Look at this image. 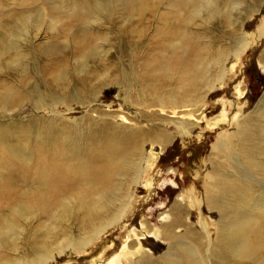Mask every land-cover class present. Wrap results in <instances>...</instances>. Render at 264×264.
<instances>
[{"label":"rangeland","instance_id":"rangeland-1","mask_svg":"<svg viewBox=\"0 0 264 264\" xmlns=\"http://www.w3.org/2000/svg\"><path fill=\"white\" fill-rule=\"evenodd\" d=\"M187 78L210 120L226 103L228 118L257 122L248 201L264 210V0H0V98L15 91L0 103V231H20L0 264L99 232L86 252L51 264H193L168 236L191 243L185 233L203 231L202 219L217 236L249 205L232 203L224 220L195 203L218 158L219 129L206 119L167 145L135 133L164 121L172 129V95ZM141 147L155 155L145 173ZM65 206L72 217L59 216ZM253 241L264 259V239Z\"/></svg>","mask_w":264,"mask_h":264},{"label":"bare ground","instance_id":"bare-ground-1","mask_svg":"<svg viewBox=\"0 0 264 264\" xmlns=\"http://www.w3.org/2000/svg\"><path fill=\"white\" fill-rule=\"evenodd\" d=\"M201 1L203 6L206 4H211L212 6L216 0ZM193 86L194 81L187 78L185 80L184 92H182L180 96L172 95L171 107L172 110H174L173 112L178 114V117L171 120V130L167 129L164 121V123L161 122L156 128L152 127L149 131H136L135 133L142 136V132L144 134V137L142 136L144 142H146V139L149 137L150 143L157 140L160 141L161 144L167 145L173 142L179 135L188 140L197 130L202 129V123L199 120L206 119L210 131L215 130L214 132H217L219 129L216 134L217 137L213 149L214 155L218 158L216 159V157H214V159L210 161V169L205 174L206 180L202 189L203 196L196 198L195 203L197 205H205L209 209L218 211L221 213L222 219L224 220L226 218L224 214L227 213L232 203L248 204L249 206L246 210L238 213L239 216L231 218L232 224L226 227H224L226 225L224 223V225L220 224V226H216L217 236L212 235L207 223L202 219L201 226L203 231L194 232L191 230L185 233V237H187L191 243L176 241V237L173 234L168 237L175 242L179 248L183 249V252L188 255L193 264H213V257L216 259H223L226 255H230L234 258L246 257L253 260L255 263H264V259L257 255L260 243L253 241V239H264V227L260 226L258 223L260 218L264 221L263 205L258 202H254L250 205V200L248 201V197L250 198L251 186L255 179L254 172L251 168L255 166L256 163L253 159L247 158V155L250 154L248 150L252 149V144L251 146H247V141L258 124L257 122H247V120L250 119V114L248 113H244L243 115L235 114L232 118H228L230 115L226 110L228 109L225 107L226 103L220 104L219 114L216 115L214 120H210L207 116V114L210 113L207 111V108L204 107L206 105V96L193 95L194 92H191L194 89ZM13 95L15 96V91L11 89L8 94L0 98V103L9 102L10 99L13 98ZM162 106L165 107L164 104H162ZM176 109L179 110L176 111ZM238 110H240V108H238ZM231 119L236 121V123L234 129L230 130L228 129L229 126L233 124L230 122ZM153 147L154 146L151 147V150H153ZM139 151L143 155V161L139 167V171L142 173L144 171L146 172L148 168L153 165L151 162L152 159L155 158V155L153 152H149L146 156L142 147ZM242 157L245 159L243 162H245L246 165L242 162ZM244 169L248 171L247 174ZM96 175L98 176L99 173H96ZM45 185L40 186L45 188ZM68 208L71 207L65 206L61 209L59 213L61 218L72 217V213L70 212L71 209L69 211ZM24 209H27V206L18 204V208H16L15 211L17 214L24 217ZM236 209H239V207ZM256 210L259 211L257 214L254 213ZM224 222L226 223L227 221ZM13 225V223H10L9 228ZM99 233L89 238L69 236L58 248L52 250L46 248L45 251L40 252L33 258H30L31 255L26 254V256L23 257L22 263L51 264L60 257L67 255V252L73 255L83 254L86 252L88 246L98 237ZM19 234L20 231L16 232L13 230L9 237H2L3 233L0 231V250L6 249L9 244L17 250L18 244L16 237H18ZM214 240L216 241L214 242ZM5 264L12 263L9 262V260H5ZM135 264L147 263L136 261Z\"/></svg>","mask_w":264,"mask_h":264}]
</instances>
